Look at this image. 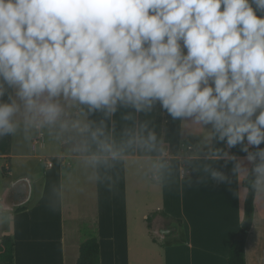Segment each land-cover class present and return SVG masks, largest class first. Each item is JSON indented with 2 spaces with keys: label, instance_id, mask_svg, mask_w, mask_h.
<instances>
[{
  "label": "clouds",
  "instance_id": "clouds-1",
  "mask_svg": "<svg viewBox=\"0 0 264 264\" xmlns=\"http://www.w3.org/2000/svg\"><path fill=\"white\" fill-rule=\"evenodd\" d=\"M157 106L195 142L166 146ZM36 137L98 172L139 152L155 182H231L224 159L264 199V0H0V141Z\"/></svg>",
  "mask_w": 264,
  "mask_h": 264
},
{
  "label": "crops",
  "instance_id": "crops-1",
  "mask_svg": "<svg viewBox=\"0 0 264 264\" xmlns=\"http://www.w3.org/2000/svg\"><path fill=\"white\" fill-rule=\"evenodd\" d=\"M154 123L165 134L166 146L174 151L186 140H196L185 135L194 129L173 121L159 106ZM15 143V138L0 141V175L4 178L0 206L18 220L8 236L14 244L13 264H76L86 228V233L96 234L100 264L107 263L106 258L111 264H141L150 249L159 250L161 264H226L229 247L243 221L246 199L236 194L242 182L232 175L233 162L221 159L214 165L231 182L203 179L198 168L186 177L177 173L155 182L150 160L136 151H128L114 167L98 172L68 146L46 137L23 141L17 149ZM215 147L237 159L245 156L239 146L227 149L219 142ZM14 160L37 161L44 176L34 180L24 171L12 179ZM43 160L51 161L52 167L47 168ZM67 160L78 163L73 170L69 165L72 176L82 172L90 179L84 201L74 196L66 204L63 199ZM71 179L76 190L78 179ZM18 182L27 185L26 198L20 203L11 199ZM20 207L25 210L14 213ZM244 261L264 264V199L253 198Z\"/></svg>",
  "mask_w": 264,
  "mask_h": 264
},
{
  "label": "rangeland",
  "instance_id": "rangeland-1",
  "mask_svg": "<svg viewBox=\"0 0 264 264\" xmlns=\"http://www.w3.org/2000/svg\"><path fill=\"white\" fill-rule=\"evenodd\" d=\"M15 148H19V146L21 145V143L23 142L22 139L19 138H15ZM58 164V163H57ZM67 166L63 169V173H64V179H63V199L65 201V203H70L73 199V197L75 196L76 199H80L81 200H85L88 197V194L86 192L85 186L89 185L90 183V179L88 178L87 174H82L81 173H76V176H72V173H70L69 169V165H70V170H73L77 167L78 163H74L71 160H67ZM24 171H28V176L30 179H39L41 178V176H44V172H43V167L40 163H38L37 161H31V160H27V161H21V160H14L12 163V174L11 177L12 179H16V177H18V173L23 172ZM78 179L77 180V189L74 190V186L75 183H72V179ZM3 180L4 178L0 175V199H1V193H2V186H3ZM73 184V187H72ZM3 194V193H2ZM1 201V200H0ZM16 217L13 214L10 213H6L3 212L0 206V237H4V236H10L13 234L14 230H15V225H17L16 223ZM19 224V222H18ZM86 228V227H85ZM84 228V229H85ZM88 229V228H86ZM86 229L83 235L86 234ZM78 235L81 234L80 230L77 232ZM96 234L94 232H90L89 236H95ZM0 238V239H1ZM85 240V236H83L81 241ZM103 249L104 251H106V247L105 244L103 243ZM142 250V249H141ZM159 250L158 249H150L149 251H146L144 254V258L141 264H161V259L159 257ZM104 256H105V252H104ZM106 258V256H105ZM107 263L104 261L105 264H111L109 262V260H107Z\"/></svg>",
  "mask_w": 264,
  "mask_h": 264
},
{
  "label": "trees",
  "instance_id": "trees-1",
  "mask_svg": "<svg viewBox=\"0 0 264 264\" xmlns=\"http://www.w3.org/2000/svg\"><path fill=\"white\" fill-rule=\"evenodd\" d=\"M260 147H264V143H262ZM253 198V192L249 191L244 201L243 221L239 227L237 235L229 247L226 264H245L244 245L247 231L252 224ZM24 210V207L16 208L14 213H20ZM88 235H90V233L84 235L85 240L79 245L76 264H100V247L98 240L95 236L87 237ZM13 249L14 244L10 237L5 236L0 240V264H13Z\"/></svg>",
  "mask_w": 264,
  "mask_h": 264
},
{
  "label": "water",
  "instance_id": "water-1",
  "mask_svg": "<svg viewBox=\"0 0 264 264\" xmlns=\"http://www.w3.org/2000/svg\"><path fill=\"white\" fill-rule=\"evenodd\" d=\"M27 195V185L24 182H18L14 187L13 199L17 202L25 200Z\"/></svg>",
  "mask_w": 264,
  "mask_h": 264
},
{
  "label": "built area",
  "instance_id": "built-area-1",
  "mask_svg": "<svg viewBox=\"0 0 264 264\" xmlns=\"http://www.w3.org/2000/svg\"><path fill=\"white\" fill-rule=\"evenodd\" d=\"M43 161H44V163H45L47 168H51L52 167V162L51 161H48V160H43Z\"/></svg>",
  "mask_w": 264,
  "mask_h": 264
},
{
  "label": "flooded vegetation",
  "instance_id": "flooded-vegetation-1",
  "mask_svg": "<svg viewBox=\"0 0 264 264\" xmlns=\"http://www.w3.org/2000/svg\"><path fill=\"white\" fill-rule=\"evenodd\" d=\"M13 193H14V192H13ZM11 199L14 200V199H13V194L11 195ZM15 202H17V201H15Z\"/></svg>",
  "mask_w": 264,
  "mask_h": 264
}]
</instances>
